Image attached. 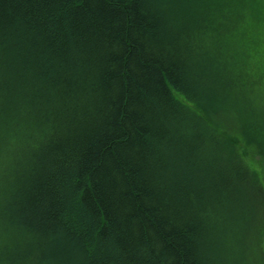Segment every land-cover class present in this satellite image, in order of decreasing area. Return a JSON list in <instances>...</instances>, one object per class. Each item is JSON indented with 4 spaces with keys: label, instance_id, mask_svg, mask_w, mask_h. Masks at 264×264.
Instances as JSON below:
<instances>
[{
    "label": "trees",
    "instance_id": "1",
    "mask_svg": "<svg viewBox=\"0 0 264 264\" xmlns=\"http://www.w3.org/2000/svg\"><path fill=\"white\" fill-rule=\"evenodd\" d=\"M0 264H264V0H0Z\"/></svg>",
    "mask_w": 264,
    "mask_h": 264
},
{
    "label": "rangeland",
    "instance_id": "2",
    "mask_svg": "<svg viewBox=\"0 0 264 264\" xmlns=\"http://www.w3.org/2000/svg\"><path fill=\"white\" fill-rule=\"evenodd\" d=\"M257 41H258V40H257ZM257 43H258V42H254V44H253V45H254V47H255V45H257Z\"/></svg>",
    "mask_w": 264,
    "mask_h": 264
}]
</instances>
